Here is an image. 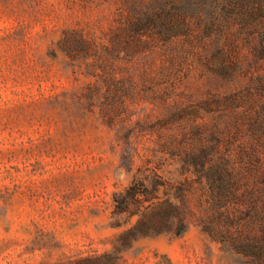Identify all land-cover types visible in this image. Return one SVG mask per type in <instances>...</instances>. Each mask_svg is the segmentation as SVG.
I'll return each instance as SVG.
<instances>
[{"label":"rangeland","instance_id":"1","mask_svg":"<svg viewBox=\"0 0 264 264\" xmlns=\"http://www.w3.org/2000/svg\"><path fill=\"white\" fill-rule=\"evenodd\" d=\"M174 1L0 0V264H244L193 218L130 240L138 217L115 213L136 176L181 178L171 148L206 84L196 43L134 38Z\"/></svg>","mask_w":264,"mask_h":264},{"label":"trees","instance_id":"2","mask_svg":"<svg viewBox=\"0 0 264 264\" xmlns=\"http://www.w3.org/2000/svg\"><path fill=\"white\" fill-rule=\"evenodd\" d=\"M134 26L141 42L194 40L206 84L202 97L185 105L182 144L171 148L181 178L153 171L115 195L116 214L138 217L124 236H180L193 218L222 251L264 264V0L174 1L164 16ZM77 43L84 51L92 44ZM118 254L94 260L114 264Z\"/></svg>","mask_w":264,"mask_h":264}]
</instances>
